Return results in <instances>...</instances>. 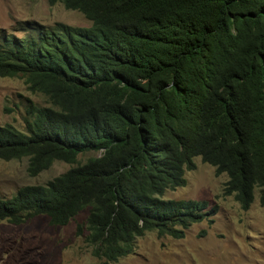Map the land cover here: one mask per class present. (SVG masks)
Segmentation results:
<instances>
[{
	"label": "trees",
	"instance_id": "obj_1",
	"mask_svg": "<svg viewBox=\"0 0 264 264\" xmlns=\"http://www.w3.org/2000/svg\"><path fill=\"white\" fill-rule=\"evenodd\" d=\"M49 1L94 24L0 29V77L46 101L28 100L24 128L0 125V159L27 158L31 176L72 166L0 196V219L64 226L88 210L87 243L116 262L148 231L184 237L217 212L160 197L186 184L195 156L228 175L244 209L264 207V0Z\"/></svg>",
	"mask_w": 264,
	"mask_h": 264
},
{
	"label": "rangeland",
	"instance_id": "obj_2",
	"mask_svg": "<svg viewBox=\"0 0 264 264\" xmlns=\"http://www.w3.org/2000/svg\"><path fill=\"white\" fill-rule=\"evenodd\" d=\"M36 19L45 24L64 22L91 26L81 12L48 0H0V27L10 28L18 20ZM20 34V33H19ZM46 104L45 98L27 89L22 78L0 77V125L23 127L28 100ZM101 152L79 155L81 163ZM196 168L186 173L187 184L165 193L166 199L208 200L217 212L209 219L192 223L184 237L148 231L136 241L132 253L109 264H264V207L257 197L244 209L234 195L227 194L226 173L195 159ZM72 165L56 161L37 176L27 170L28 159H0V196L10 198L28 184H46ZM88 210L67 225H53L46 215H37L21 224L0 219V264H106L86 241ZM83 230L80 231V226Z\"/></svg>",
	"mask_w": 264,
	"mask_h": 264
},
{
	"label": "clouds",
	"instance_id": "obj_3",
	"mask_svg": "<svg viewBox=\"0 0 264 264\" xmlns=\"http://www.w3.org/2000/svg\"><path fill=\"white\" fill-rule=\"evenodd\" d=\"M48 2H49V4L50 5H55V4H57V3H62L64 6H65V8L66 9H68V10H76V11H79V12H81L89 21H91V26H76V25H70V24H66V23H64V22H56L55 24H52V25H49V24H45V23H43V22H41V21H38V20H36V19H25V20H18V21H16L15 23H13L12 25H11V27L10 28H5V27H0V29H4V30H8V31H10L18 22H21V21H35V22H37V23H39V24H41V25H44V26H48V27H53V26H56L57 24H59V23H63V24H66V25H70V26H76V27H83V28H90V27H92L93 26V24H94V22H93V20H91V19H89L82 11H80V10H77V9H72V8H69V7H67L66 6V4L63 2V1H57V2H55V3H52V2H50L49 0H48ZM20 33V34H19ZM16 34L18 35V36H21V35H23V33L22 32H16ZM10 78V77H9ZM34 101V100H33ZM38 104H40L39 102H37ZM40 105H43V104H40ZM45 105V104H44ZM19 127V126H18ZM21 128V127H20ZM22 128H24V121H23V127ZM197 157H200L201 159H202V161L203 162H205V163H209V162H206V161H204V159H203V157L202 156H195L194 158H193V162H194V164H195V166L193 167V168H191V169H186V173H187V171H189V170H193V169H195L196 168V163H195V159L197 158ZM7 161H11V160H7ZM209 164H211V163H209ZM212 165V164H211ZM214 166V165H213ZM27 170H28V167H27ZM216 171H217V169H216ZM218 173V172H217ZM218 174H221V173H218ZM185 176H186V174H185ZM228 179H229V177H228ZM186 180H187V177H186ZM227 182V181H226ZM186 184H187V181H186ZM185 184V185H186ZM226 184V183H225ZM28 185H30V184H28ZM185 185H183V186H185ZM23 187V186H22ZM179 187H182V186H179ZM225 187H226V185H225ZM178 188V187H177ZM176 188V189H177ZM176 189H168L167 191H169V190H176ZM167 191H165V193L167 192ZM165 193L163 194V195H161L160 197L162 198V199H165V200H184V199H166V198H164V195H165ZM228 194V193H227ZM15 195V194H14ZM13 195V196H14ZM230 195H234V194H230ZM235 196V195H234ZM4 198V197H3ZM11 198V197H10ZM236 198V197H235ZM185 200H189V199H185ZM192 200H203V199H192ZM237 200V199H236ZM256 200V199H255ZM203 201H207L208 203H209V201L208 200H203ZM238 201V200H237ZM254 203V202H253ZM210 204V203H209ZM241 204V203H240ZM210 206H212L211 204H210ZM242 206V205H241ZM213 207V206H212ZM1 220H6V219H1ZM204 221V220H203ZM10 222V221H9ZM12 223V222H11Z\"/></svg>",
	"mask_w": 264,
	"mask_h": 264
}]
</instances>
